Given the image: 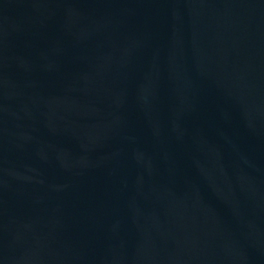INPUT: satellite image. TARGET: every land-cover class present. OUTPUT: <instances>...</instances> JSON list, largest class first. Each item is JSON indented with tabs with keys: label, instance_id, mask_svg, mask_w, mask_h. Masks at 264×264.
<instances>
[{
	"label": "water",
	"instance_id": "95a60500",
	"mask_svg": "<svg viewBox=\"0 0 264 264\" xmlns=\"http://www.w3.org/2000/svg\"><path fill=\"white\" fill-rule=\"evenodd\" d=\"M0 264H264V0H0Z\"/></svg>",
	"mask_w": 264,
	"mask_h": 264
}]
</instances>
